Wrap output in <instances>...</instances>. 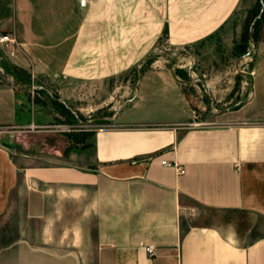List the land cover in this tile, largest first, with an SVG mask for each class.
I'll list each match as a JSON object with an SVG mask.
<instances>
[{
  "label": "crops",
  "instance_id": "0c3cea01",
  "mask_svg": "<svg viewBox=\"0 0 264 264\" xmlns=\"http://www.w3.org/2000/svg\"><path fill=\"white\" fill-rule=\"evenodd\" d=\"M243 2L0 0V35L17 41L9 55L32 87L106 88L138 72L133 101L68 153L76 163L40 164L0 140L1 262L18 250V264H264V235L253 236L264 222V48L250 98L202 127H187L198 119L183 78L201 67L215 90L219 67L172 63L232 50L243 35ZM32 87L0 84V133L55 120ZM20 205L42 226L38 241L30 239L35 230L20 240L6 230ZM212 213L230 221L217 224ZM239 215L252 223L244 232ZM88 217L96 222L93 256L79 246L68 253L67 233L76 239Z\"/></svg>",
  "mask_w": 264,
  "mask_h": 264
},
{
  "label": "rangeland",
  "instance_id": "374dc122",
  "mask_svg": "<svg viewBox=\"0 0 264 264\" xmlns=\"http://www.w3.org/2000/svg\"><path fill=\"white\" fill-rule=\"evenodd\" d=\"M236 17L241 19L242 22L243 35L241 37V44L243 45H239L241 39L234 42L232 50L224 48V45H222V50L225 54V56L223 54L222 57H210L208 55L199 58L194 56L195 60H193V58L182 60L181 56L180 59L172 61L173 64H181L184 66L200 64L206 66L214 64L219 67L218 70H216L218 72H213L214 77H220L218 88L215 90H211L207 86V81L210 79L208 75H211V73L204 76L201 67H198L196 74H190L191 77L185 74L183 78L187 90L196 103L195 113L198 119L196 122L203 126L208 125L209 119H211L214 113L237 108L251 96L248 80L254 72L259 50L264 48V0H244ZM256 26L257 29L254 31ZM252 41L255 42V49L251 53L253 48ZM168 50L170 49L167 46L162 47L164 53H168ZM175 52L182 55L192 51L188 49L187 51L177 50ZM246 55H248V57L239 64V68L244 74L243 76L238 73L236 62ZM160 58L161 57L156 56L155 59ZM210 62H212V64H210ZM12 65L14 64L11 61L8 48L0 45V84H15L13 79L6 78L5 76L7 74L11 75L6 68ZM130 79L131 82L127 83V78H121L120 81L116 80L110 83L106 88L101 86L82 88L81 86H74V84H63L61 89L59 87L53 89L50 88L51 86L43 84L42 87L40 86L38 89H34V91H36L35 96L47 102V107L50 109V112L52 111V115L57 116L55 120L50 125L40 129H22L14 133L4 130L6 132L0 133V140L3 138L5 140H10L11 143H9V147H11L10 149H12L16 155H25L40 159V164L76 163L75 160L70 161L69 159V142L67 136L72 135L74 136L73 139L75 138L78 140L82 138L86 143L92 141L93 136H86V134L95 130L96 126L101 127L108 125L112 122V119L116 117L117 112L120 109L122 110V107L134 98L136 94L138 72L136 74L133 73ZM189 79L192 80V83H189ZM31 86H33V82ZM126 87L129 88L126 89ZM38 91L47 92L51 100L62 104L68 112L76 117L77 123H72L61 108H54L53 104L47 99V96L37 94ZM48 91L51 92L52 96ZM74 91L76 93H74ZM109 102L111 103L109 104ZM65 103L72 111L65 106ZM82 108L88 109V111H80ZM211 216L213 218V216L216 215L212 213ZM235 219L238 220L242 231L246 229L244 227L252 224L245 216L239 215L236 216ZM214 220L217 224L230 221V219L226 217L224 220H219L218 216H216ZM95 225L96 222L94 218H84L82 234H76L75 239L74 234L70 235L67 233V242L64 243L67 244V252H72L75 246L76 248L79 246L82 247L83 253L88 256H93V246L96 235ZM41 227V224H32L25 219L24 208L20 205L13 213L9 224L6 226V230L9 235L19 240L27 238V230H35L34 237L30 233V239H33L32 241H38L39 238L36 237V234L37 231L41 230ZM260 228L263 229L255 231L253 236L264 235V222H262ZM8 258L7 262L0 261V264H18V250H12Z\"/></svg>",
  "mask_w": 264,
  "mask_h": 264
},
{
  "label": "trees",
  "instance_id": "16d2710c",
  "mask_svg": "<svg viewBox=\"0 0 264 264\" xmlns=\"http://www.w3.org/2000/svg\"><path fill=\"white\" fill-rule=\"evenodd\" d=\"M256 29H257V26L254 28V31ZM240 45H243V44H240ZM156 56H159V54L158 55H155V56H152L146 62V65L153 63L154 60H155V58H156ZM6 70L8 71L9 74H11L14 77V79H15L14 86L15 87H18V88L24 90V89H26V88H28V87H30L32 85V82H33L32 81V77L27 72H25V71L17 68L14 65L7 67ZM35 84H36L37 87H40V86L42 87V85H43V83H41V82L40 83L39 82H35ZM37 94L46 95L47 96V99L53 104L54 108L55 107H56V109L57 108H61L63 110V113L65 115H67L66 117H68L71 120L72 123H77L76 117L73 114H71L70 112H68L66 110V108L62 104H59V103L51 100V98L49 97V95L47 94V92H45V91L39 92L38 91ZM188 97L192 100V103H193L194 107L196 108V103L192 99V95L191 94H188ZM36 101L38 103H40L41 105H43V106H46V107L48 106L47 102L40 100L39 97H36ZM89 135H92V134H90V133H87L86 134V136H89ZM73 137L74 136H72V135H68L67 136L68 142H69V146H68V152L69 153H73L76 150V148H77L78 145L86 144L85 140H83L82 138L78 140V139H75V138L73 139Z\"/></svg>",
  "mask_w": 264,
  "mask_h": 264
},
{
  "label": "built area",
  "instance_id": "2783aa9c",
  "mask_svg": "<svg viewBox=\"0 0 264 264\" xmlns=\"http://www.w3.org/2000/svg\"><path fill=\"white\" fill-rule=\"evenodd\" d=\"M18 44L17 41L15 40V38H13L10 35H0V45H2L3 47H8L9 45H16ZM203 125H200L199 123H197L196 121L189 124L187 127H202ZM162 164L164 166L169 165L167 161H163ZM175 167L177 168L178 172L180 175H184L185 171L182 170L181 168L178 167V165H175ZM148 253L153 256L154 255V248L153 247H149L147 249Z\"/></svg>",
  "mask_w": 264,
  "mask_h": 264
},
{
  "label": "water",
  "instance_id": "95a60500",
  "mask_svg": "<svg viewBox=\"0 0 264 264\" xmlns=\"http://www.w3.org/2000/svg\"><path fill=\"white\" fill-rule=\"evenodd\" d=\"M253 42V48H252V50H251V53L253 52V50L255 49V42L254 41H252ZM162 53H164V52H162ZM152 57V55H150V56H148L143 62H142V65L144 64V63H146L150 58ZM248 57V55H246V56H243V57H241L240 59H238L237 60V62H236V68H237V71H238V73L239 74H241V75H243L244 76V74L241 72V70H240V68H239V64H240V62H242L243 60H245L246 58ZM140 68H139V75L141 74L140 73ZM6 76V78H9V79H13L14 81H15V79H14V77L12 76V75H5ZM30 87H32V86H30ZM32 88H34V87H32ZM34 89H38V88H34ZM137 90V89H136ZM49 92V94L52 96V94H51V92L50 91H48ZM58 101H60V102H62L61 100H58ZM133 101V99L131 100V101H129L128 103H130V102H132ZM128 103H126L122 108H124ZM65 106L69 109V110H71L69 107H68V105L65 103ZM72 111V110H71ZM120 112H121V109L117 112V115H116V117L120 114ZM115 117V118H116ZM114 118V119H115Z\"/></svg>",
  "mask_w": 264,
  "mask_h": 264
}]
</instances>
